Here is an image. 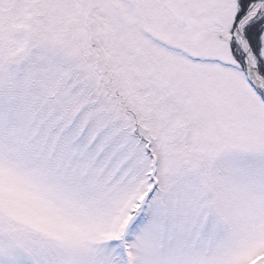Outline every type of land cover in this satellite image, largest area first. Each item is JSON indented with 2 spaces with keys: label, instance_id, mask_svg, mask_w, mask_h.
<instances>
[{
  "label": "snow or ice",
  "instance_id": "6c2138e0",
  "mask_svg": "<svg viewBox=\"0 0 264 264\" xmlns=\"http://www.w3.org/2000/svg\"><path fill=\"white\" fill-rule=\"evenodd\" d=\"M0 264H264V0H0Z\"/></svg>",
  "mask_w": 264,
  "mask_h": 264
}]
</instances>
